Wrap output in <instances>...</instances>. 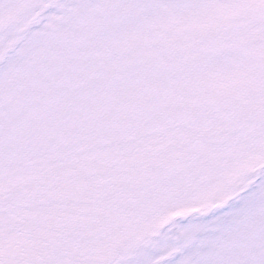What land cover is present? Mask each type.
Listing matches in <instances>:
<instances>
[{"label": "snow or ice", "instance_id": "1", "mask_svg": "<svg viewBox=\"0 0 264 264\" xmlns=\"http://www.w3.org/2000/svg\"><path fill=\"white\" fill-rule=\"evenodd\" d=\"M0 264H264V0H0Z\"/></svg>", "mask_w": 264, "mask_h": 264}]
</instances>
